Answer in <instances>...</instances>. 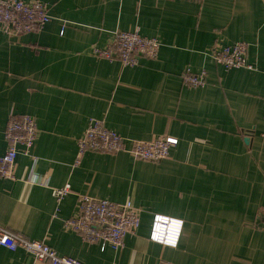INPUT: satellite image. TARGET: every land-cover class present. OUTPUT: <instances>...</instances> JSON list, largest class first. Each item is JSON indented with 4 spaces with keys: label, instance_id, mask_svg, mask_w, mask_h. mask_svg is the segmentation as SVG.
Wrapping results in <instances>:
<instances>
[{
    "label": "crops",
    "instance_id": "1",
    "mask_svg": "<svg viewBox=\"0 0 264 264\" xmlns=\"http://www.w3.org/2000/svg\"><path fill=\"white\" fill-rule=\"evenodd\" d=\"M39 1L52 17L41 31L0 32V156L11 113L39 129L36 160L19 155L15 178L0 179V228L83 264H264V0ZM136 30L159 39L156 60L123 67L93 55ZM236 42L255 70L214 63V47ZM187 69L205 71L206 85L185 86ZM91 119L126 140L177 145L160 163L89 152L73 167ZM66 185L58 204L52 189ZM78 195L140 211L123 249L64 229ZM156 215L182 222L176 247L150 239ZM0 264L48 263L0 246Z\"/></svg>",
    "mask_w": 264,
    "mask_h": 264
},
{
    "label": "built area",
    "instance_id": "2",
    "mask_svg": "<svg viewBox=\"0 0 264 264\" xmlns=\"http://www.w3.org/2000/svg\"><path fill=\"white\" fill-rule=\"evenodd\" d=\"M201 1V0H193ZM52 20L48 6L35 0L25 3L21 0H0V32L8 35H22L41 31ZM66 29L64 23L62 31ZM161 43L157 38L140 35L139 31L113 33L111 42L103 49L94 47L96 58L113 61L117 59L123 67H136L139 56L156 60ZM248 43L236 42L230 46H216L211 52L214 63L225 70H255L249 64ZM183 84L190 88L206 85V72L194 74L187 69ZM7 150L0 156V179L15 178L16 159L19 155L34 157L35 143L39 137L36 119L30 115L16 116L11 113L6 125ZM177 145V139L158 136L152 140H126L104 126L99 119H91L84 135L78 139V152L73 167H78L88 152L108 155L128 153L137 160L160 163L170 159V151ZM71 193L70 185L52 189V195L60 204ZM140 211L131 203L115 204L107 200L86 195L77 196V212L65 220L64 229L74 231L89 244H108L114 251H120L128 235L136 234L140 226ZM182 222L167 217L154 216L150 239L168 247H176L182 231ZM173 241V242H171ZM0 246L10 251L22 250L34 260L48 264H83L67 256L59 255L45 241L29 240L16 233L0 228ZM158 264H172L160 260Z\"/></svg>",
    "mask_w": 264,
    "mask_h": 264
},
{
    "label": "bare ground",
    "instance_id": "3",
    "mask_svg": "<svg viewBox=\"0 0 264 264\" xmlns=\"http://www.w3.org/2000/svg\"><path fill=\"white\" fill-rule=\"evenodd\" d=\"M122 32H125V31H122ZM110 42H111V41H110ZM110 42H109V43H110ZM144 58H145V57H144ZM146 59H147V58H146ZM148 60H150V59H148ZM88 153H89V152H88ZM109 202H111V201H109ZM112 203H113V202H112ZM115 204H118V203H115ZM171 242H173V241H171ZM122 249H123V248H122Z\"/></svg>",
    "mask_w": 264,
    "mask_h": 264
},
{
    "label": "trees",
    "instance_id": "4",
    "mask_svg": "<svg viewBox=\"0 0 264 264\" xmlns=\"http://www.w3.org/2000/svg\"><path fill=\"white\" fill-rule=\"evenodd\" d=\"M116 60V59H115ZM114 61V60H113ZM120 62V61H119ZM121 63V62H120ZM122 65V64H121Z\"/></svg>",
    "mask_w": 264,
    "mask_h": 264
}]
</instances>
